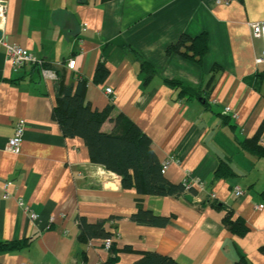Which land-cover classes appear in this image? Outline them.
<instances>
[{
    "label": "crops",
    "instance_id": "1",
    "mask_svg": "<svg viewBox=\"0 0 264 264\" xmlns=\"http://www.w3.org/2000/svg\"><path fill=\"white\" fill-rule=\"evenodd\" d=\"M0 1L3 41L22 46L56 74L44 78L29 64L15 70L0 45V241H25L0 251V264H131L147 252L179 264H264V157L237 144L256 137L264 146V59L256 60L261 41L251 27L264 21V0ZM201 32L208 38L201 66L166 52L180 34ZM70 58L73 69L65 65ZM140 59L157 73L144 78ZM98 63L108 70L102 80L94 78ZM79 77L92 108L111 104L102 131L124 114L150 138L160 163L169 161L163 174L170 182L189 175L204 190L193 187L191 201L140 194L91 162L84 140L65 137L51 117L56 81ZM164 78L204 87L207 103L178 98ZM19 121L20 151L12 153L6 143ZM218 156L231 159L235 176H213ZM211 193L243 220V233L223 226L224 209L211 203ZM138 208L167 221L136 223L130 216ZM80 217L104 221L113 249L81 235Z\"/></svg>",
    "mask_w": 264,
    "mask_h": 264
},
{
    "label": "trees",
    "instance_id": "2",
    "mask_svg": "<svg viewBox=\"0 0 264 264\" xmlns=\"http://www.w3.org/2000/svg\"><path fill=\"white\" fill-rule=\"evenodd\" d=\"M131 48V47H129ZM208 49L206 32L195 36L182 33L174 44L167 47V53H176L184 59L201 66ZM134 51V49L131 48ZM136 53V52H135ZM138 55V54H137ZM140 70L144 78L157 73L149 62L139 60ZM107 68L98 63L94 78L102 80L107 75ZM163 81L177 91L180 99H199L207 103L203 94L205 88L192 85L182 79L164 78ZM85 78H78L69 84L59 81L55 83V102L51 117L60 127L65 137H81L88 150L90 161L103 166L105 169L120 176L124 189H134L137 193L158 196H181L186 193L194 194V188H185L183 183H172L161 172V165L152 148L150 138L124 114L119 113L111 119L113 128L110 132L101 129L102 123L109 116L111 104L102 110L91 107L85 99ZM238 147L258 157H264V146L257 142L256 137L237 141ZM229 157L218 156L217 166L213 171L216 178L235 176ZM218 209H224L223 226L236 233L246 229L243 220L234 216L229 207L211 202ZM130 218L139 224L164 225L167 217L154 215L151 211L138 208ZM81 235L89 238H110L112 235L104 228V221L87 222L83 217L78 219ZM25 241H0V251L19 249ZM109 250L113 249L112 243ZM131 264H179L172 257L155 252L144 253ZM234 264H245L242 260Z\"/></svg>",
    "mask_w": 264,
    "mask_h": 264
},
{
    "label": "built area",
    "instance_id": "3",
    "mask_svg": "<svg viewBox=\"0 0 264 264\" xmlns=\"http://www.w3.org/2000/svg\"><path fill=\"white\" fill-rule=\"evenodd\" d=\"M214 1H215V3L228 4L232 0H214ZM4 23H5V6L0 1V29ZM251 27H252L253 36L260 39V41H261V54L256 59L258 62H260L262 59H264V21L252 23ZM0 45H2L5 48L7 59L10 61L11 65L13 66V68L15 70L20 69L23 66L28 65V64L29 65H35L39 68L40 74L42 75V77L48 78V79H56L55 72L53 70H51L50 68H47L44 65V61L42 59L36 57L32 53H30L29 51L24 49L22 46H20L18 44H8V43L4 42L2 38H0ZM75 64H76V60L74 58H70L67 60L65 65L69 69H73L75 67ZM104 92L110 96V99H112L111 95L113 93V90L111 87H109V86L105 87ZM224 111L227 113L230 111V109L228 107H226ZM231 116L235 117L236 114L234 112H231ZM22 132H23V123L21 121H19L15 126L13 135L11 137H9L7 140L6 149L8 151H10L12 153H19L20 145H21V141H22V135H23ZM168 163H169L168 160H165L162 163V165H161V172L162 173L165 172ZM182 183L184 184L186 189H188L190 187H196L199 191L204 190L203 182L201 180L195 179L194 177H191L189 175H186V177L184 178ZM6 187H7V183H4V188H6ZM242 193H243V191L240 188H238V187L235 188V194L237 196L241 195ZM209 197L211 200L215 198L213 193H211L209 195ZM18 203H19V205H23V203L20 199H19ZM256 207L261 208L262 205H259ZM32 217H34V215H32ZM111 243H112L111 238H106L103 240V245L107 249L110 247Z\"/></svg>",
    "mask_w": 264,
    "mask_h": 264
},
{
    "label": "water",
    "instance_id": "4",
    "mask_svg": "<svg viewBox=\"0 0 264 264\" xmlns=\"http://www.w3.org/2000/svg\"><path fill=\"white\" fill-rule=\"evenodd\" d=\"M2 37V30L0 29V38ZM184 198L188 201H191L192 200V196L191 194L187 193L184 195Z\"/></svg>",
    "mask_w": 264,
    "mask_h": 264
}]
</instances>
